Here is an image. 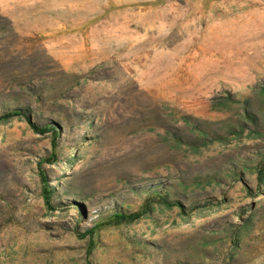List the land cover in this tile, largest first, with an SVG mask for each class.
Listing matches in <instances>:
<instances>
[{"label":"rangeland","instance_id":"rangeland-1","mask_svg":"<svg viewBox=\"0 0 264 264\" xmlns=\"http://www.w3.org/2000/svg\"><path fill=\"white\" fill-rule=\"evenodd\" d=\"M10 107L0 264H264V0H0Z\"/></svg>","mask_w":264,"mask_h":264},{"label":"trees","instance_id":"trees-1","mask_svg":"<svg viewBox=\"0 0 264 264\" xmlns=\"http://www.w3.org/2000/svg\"><path fill=\"white\" fill-rule=\"evenodd\" d=\"M27 108L23 109L22 107H10L7 108L6 111H3V113L0 114V120H8L12 117L15 116H21V115H26L28 119H30L29 114L27 113ZM34 127L36 130H39L40 132H45V128L38 126L37 124H34ZM40 127V128H39ZM195 178H193L194 180ZM196 180H199V178H196ZM173 188V185L170 184L169 186L164 185L163 183L157 184L154 187L155 192L157 193L156 196L160 197V199L164 202H170L169 200V192ZM166 190V191H165ZM115 217L117 218L118 221H123V220H128L130 217V214H127L126 212H121L120 210L115 212ZM97 226H94L90 229L88 232L90 236H94L95 230L97 229Z\"/></svg>","mask_w":264,"mask_h":264}]
</instances>
